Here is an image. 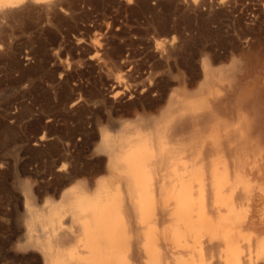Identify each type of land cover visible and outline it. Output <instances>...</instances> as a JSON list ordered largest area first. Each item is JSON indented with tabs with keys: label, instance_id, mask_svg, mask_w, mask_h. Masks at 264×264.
<instances>
[{
	"label": "rangeland",
	"instance_id": "obj_1",
	"mask_svg": "<svg viewBox=\"0 0 264 264\" xmlns=\"http://www.w3.org/2000/svg\"><path fill=\"white\" fill-rule=\"evenodd\" d=\"M44 3L0 21V264H92L82 227L94 214L123 216L138 195L149 213L172 212L178 176L190 178L193 213L206 209L211 171H231L218 150L226 136L264 148V0ZM184 97L229 102L233 118L211 134L174 131ZM134 155L145 173L136 188L123 179ZM168 228L120 232L115 253L134 264L132 244L146 242L145 264H216L207 232L188 240Z\"/></svg>",
	"mask_w": 264,
	"mask_h": 264
},
{
	"label": "bare ground",
	"instance_id": "obj_2",
	"mask_svg": "<svg viewBox=\"0 0 264 264\" xmlns=\"http://www.w3.org/2000/svg\"><path fill=\"white\" fill-rule=\"evenodd\" d=\"M56 1L58 0H0V21L2 22L3 19L11 16L14 12H15L14 15L16 13L19 14V12H22L27 6L29 7L31 3L36 5L39 3L46 2L47 4L45 3L43 4V6H45L44 8H46L47 5L49 7V5L51 6V4ZM12 9H14V11H12ZM1 22L0 24L3 23ZM4 23L6 22L4 21ZM205 71H203V73ZM209 71L210 70H207V72ZM204 80L206 82L208 79L206 80L203 77V82ZM215 97L216 96H214V98ZM256 101L253 100L252 101L253 103L250 102L251 104H253V106L250 105V107L254 108L255 105L254 102ZM172 102H174V100ZM177 102L178 103L173 110V112L177 113V115H175L176 118L174 119L171 126L174 131L182 130V132L188 131L191 134L197 133L200 135L204 133L211 134L213 133L214 130H216L219 127V125L223 120L225 119L231 120L233 118V110H232L233 108L228 107L229 102L227 104L224 103L223 105V103H219L218 101L215 102L213 99L210 100V98H208L205 99L204 102L197 105L194 102L187 100V98L185 97L182 100L179 99V101ZM230 102H232V100H230ZM231 106L233 107V103ZM252 108H250V110ZM234 112L235 114L237 113L236 110H234ZM256 118H258V116ZM143 122L144 120L142 121V123ZM141 127L147 128L144 125L143 126L141 125ZM251 127H254L253 124ZM258 134H261L262 136V132L261 133L259 132ZM235 135L233 133L226 136V144L224 145L222 143L223 147L218 149L227 153V154L225 153V155H228L230 159V164H232V166L230 173H228L227 169H224V171L221 173L217 172V168H214L211 171L210 174L211 192L209 191L211 194L206 200L208 201L207 203L208 208L205 209L204 203L201 202L199 203L196 212L193 213L195 208L193 209L194 205H192L190 178H186L184 176H178L173 178V180L179 182L180 188L177 190L175 208L172 212H169L171 208L168 209L169 211L168 210L166 211L165 207H162L160 208L159 211L157 210L158 212L154 214L149 213L150 200H146L141 195L140 196L138 195L136 197L130 196L128 198L129 206H127L126 210L123 209L124 211H122V213L124 212L123 216L118 215V217L112 218L110 217V215L108 214L106 215L105 212H100L99 214L96 215L94 214V216L92 217V224L90 226L82 227L83 228L82 238L85 242L84 245L89 249V252H91L90 255L92 256L91 257L92 264H131L129 260H125L122 257L117 256L118 253H115V250L120 245L119 243L120 232H126V230L128 229L132 231L136 227H141V225L156 227L159 226L160 224L162 225L163 222L164 223L169 222L170 228H168V231L174 232L172 235L174 238L179 237L178 235L180 232L184 233L185 231H187L193 233L198 232L196 236L197 235L202 236L203 233L204 236H206L205 232H207L209 234V238L207 240L208 244L211 242V240L216 239V243H215L216 246L214 249H216L217 247V249L215 250L217 252H215L214 250L211 251L212 254L213 252L216 254L215 256L217 261L214 262L216 264H264V260L257 261V258H255L256 252L253 249V246L256 243V246L258 247L259 251L264 250V165H256L257 162L264 156V148L259 147V145L250 146L248 144L243 148V144L246 141H243L244 138L239 140ZM262 139L260 140L259 138L260 143H263L261 142ZM235 141H237L236 144L233 143ZM221 142H223V139ZM207 146L211 147L209 144H207ZM241 153H243L242 157H240ZM140 165H142L140 160L137 158V156L134 155V157H132V159L129 160L128 163L129 170L128 173L124 175L123 178L126 181V183H128L130 186L134 188L138 186H142V183L145 180L144 178L145 173L141 171L142 168L138 169ZM147 170L148 169L146 168V171ZM118 173H120V170H118ZM118 173L114 174V177L116 180L121 181V178L123 176ZM154 175L156 176V174ZM248 176H251L252 180L248 179ZM209 188L210 187L208 185V189ZM129 210L132 211V213H129ZM199 231H202L201 235L199 234L200 233ZM245 231H249V232L245 234L244 233ZM58 233L60 235V232ZM184 234L186 235L187 239L191 236L188 235L189 237H187V234L186 233ZM182 236L184 239L185 236L184 235ZM201 239H203V236L201 237ZM131 243L134 242H132L131 240ZM135 245H137L136 242L132 244V246H134V251L132 249L133 251L132 256L127 254L128 258L130 256L131 261H133L134 264L135 263L145 264L141 260V258H143V253H147L150 249L154 247V245H151L150 243H146V242H144L143 244H141V246L138 247H135ZM205 245L207 247V244ZM211 246H213V242ZM172 247L173 245L171 246L167 245V247L164 249L167 255L166 257L171 256L170 253L172 252L171 250ZM136 249H138L137 252ZM209 250L210 249H208V251L206 250L207 253L209 252ZM211 252H209L208 254H211ZM205 257L207 258V256ZM209 258L207 259L209 260Z\"/></svg>",
	"mask_w": 264,
	"mask_h": 264
}]
</instances>
